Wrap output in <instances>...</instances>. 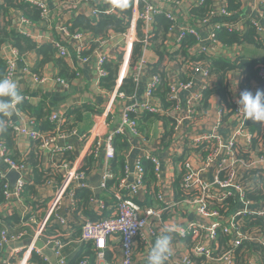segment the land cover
I'll return each instance as SVG.
<instances>
[{"label": "built area", "instance_id": "obj_1", "mask_svg": "<svg viewBox=\"0 0 264 264\" xmlns=\"http://www.w3.org/2000/svg\"><path fill=\"white\" fill-rule=\"evenodd\" d=\"M27 1L37 8L38 21L16 12L6 18L19 35L37 44L50 43L62 59L72 55L82 63L92 61L97 84L107 76L106 63L116 62L118 74L112 90L106 91L104 104L98 108L90 105L92 124L87 131L81 132L75 124L67 130L56 129L50 135L39 131L35 121L23 114L16 122L8 121L14 140L38 141L40 165L49 177L41 189L51 193L45 208L39 204L31 209L26 207L22 192L30 182L29 168L13 160L0 142V161L6 167L0 169L4 199L1 205L5 210L22 208L15 229L0 230V261L10 264L4 249L30 236L28 246L12 251L19 264H26L32 252L43 256L35 247L41 238L43 249L52 252L55 264H64L62 235L47 236L42 231L46 219L65 230L68 223H74L79 216L75 191L89 189L93 196L88 206L97 215L105 208L112 211L109 218L84 220L80 224V240L92 242L98 251L97 260H103L108 242L116 241L119 259L109 264H147L155 241L168 229L173 237L172 250L164 264H197L195 258L205 264H262L255 253L242 255L246 245L258 246L264 252V124L246 121L238 107L233 117L236 116L237 124L228 137L217 132L222 128L219 112L208 130L200 124L203 95L211 89L214 77L205 58L220 56L215 53L221 48H231L217 40L216 32L242 34L246 20L239 13L228 11L224 0H209L206 12L197 19L184 11L185 2L192 8L203 6L205 0H59L55 9L47 0ZM125 9L129 10L128 17H124ZM65 11L71 12L73 18L81 15L91 21L115 16L122 19L124 29L110 28L98 37L90 32H71L69 20L58 25L62 17L57 16ZM156 17H162L169 25L165 29L157 26ZM250 24L256 33L260 32L257 21L250 20ZM187 37L195 42L183 54L182 43H186ZM201 41L206 44L192 51V46ZM135 45L138 53L132 62ZM147 51H154L157 62L162 52L156 74L149 73ZM200 56L204 58L199 59ZM4 59L5 78L13 80L17 64L23 63V59L13 48ZM76 69L75 77L79 76ZM26 70L24 73L29 75ZM30 77L36 85L45 82L35 74ZM127 77L134 83L130 95L119 91ZM257 78L264 80V66L259 68ZM56 83L63 89L69 88L64 80L56 79ZM162 85L166 89L164 100L157 95ZM24 99L29 98L24 95ZM66 113L53 110L48 121L64 124L68 122ZM143 115L152 116L162 131L154 146L141 134L139 120ZM202 116L206 118V114ZM248 124H259V128L249 133ZM118 137L128 144V149L119 154L123 157L119 177L111 167L116 157L113 141ZM77 146L83 148L77 150ZM144 162L153 172L152 206H140L135 201L145 187ZM9 171L18 175L13 187L6 179ZM99 172L94 188L91 179ZM112 180L116 184L108 186ZM175 182L176 188L172 187ZM95 189L108 194L106 199L97 195ZM62 208H66L64 215L56 213ZM44 210V218L39 221ZM30 229L41 232L30 233Z\"/></svg>", "mask_w": 264, "mask_h": 264}, {"label": "trees", "instance_id": "obj_2", "mask_svg": "<svg viewBox=\"0 0 264 264\" xmlns=\"http://www.w3.org/2000/svg\"><path fill=\"white\" fill-rule=\"evenodd\" d=\"M6 4L4 5L3 9L0 8V13L3 11L4 14H7L9 9H14L13 12H16L20 15L26 16L30 18L32 21L36 22L39 20L38 10L35 7L30 6L27 0H5ZM226 2V6L228 11L238 12V2L237 0H224ZM209 3V0H205L203 6L200 7H192L188 10V15L191 18H200L206 12L205 6ZM6 7V13H5ZM264 11V6L261 8ZM9 16V13L4 18V25H0V47L5 43H8L13 49H15L22 58L28 52H35L38 56V60L35 63L34 67L29 71V75H37L39 77H43L40 69H42L46 64H51L55 68L58 69L57 77H65V80H70L75 78V71L69 72V67L64 62L65 59H62L58 56L56 49L52 47L50 43L45 44H37L30 40L29 38H25L19 35L15 29L11 28L10 24L6 21V18ZM129 16V10H124V17ZM157 26H161L165 29L169 23L162 17H156ZM68 24L71 25V32H90L93 34L94 37H98L107 33V31L112 28L115 31H122L124 29V25L122 24V19L117 18L115 16L106 17L103 16L97 21H91L90 19L85 18L84 16H77L72 20L68 21ZM246 29L242 34H235V33H228L225 30L217 31L216 38L217 40L227 46H235V45H252L258 47L264 51V40L259 38L258 34L254 27L250 24V19H246L245 22ZM185 40L186 43H182V53L184 54L187 47L190 46V43H194L195 41L187 37ZM91 49L95 46L91 44ZM155 48V47H154ZM157 48H155L156 50ZM1 53V48H0ZM138 53V45H135L132 51V62L135 61V57ZM82 56H85V52L82 53ZM72 55L70 56V58ZM204 58V57H201ZM162 59V52L159 53V61ZM207 67L212 76L217 78V87L216 89H208L203 95V107L206 106L207 100L209 96L213 93H216L222 102L226 101L227 96V85H226V75L228 71L236 70L242 74L243 83H248L250 81H258L257 72L260 67L264 66V56L256 61L253 59H245L240 56H236L233 60L224 59L221 57H210L205 58ZM159 61L155 65H151L149 68L150 74L157 73V67L159 65ZM117 64L116 62L112 61L110 63L105 64V70L107 72V76L100 80V87L111 91L114 87L115 80L117 78ZM5 70H6V63L5 59L0 55V78H5ZM161 76V75H160ZM162 78V76H161ZM64 79V78H63ZM134 90V83L131 78L127 77L123 79L119 91L124 92L127 95H130ZM157 95L161 100L166 98V89L165 86H160L159 90L157 91ZM24 97V95H23ZM17 110L21 112L24 116L32 119L37 124V128L39 131L43 133H49L53 135V131L56 129H63L67 130L81 121L82 116L84 113L89 112L92 110L90 105H82L80 107L69 109L66 113V118L68 122L71 123H64V124H57L48 121L47 113L43 112L40 108H34L31 106L25 99L23 102L16 106ZM50 114V113H49ZM141 118H145L147 120L153 119L150 115H143ZM156 118V117H154ZM7 121V126L3 130H0V142L3 144L5 149L8 151V155L15 161L19 163L27 164L29 168V175L31 176L30 182L26 184L23 188L22 195L26 198V200L34 207L35 205H43L44 201H40L41 198L37 196L36 186H44V183L49 178L47 176L46 169L41 168V156L37 151L36 148L38 146V141H32V149L31 151L26 154L25 156H19L15 151V143L11 128L8 126V120L4 117ZM154 120V119H153ZM166 127L168 123L164 121ZM254 125V124H253ZM259 127V124H257ZM168 135V133H165ZM113 145L116 152V157L112 161V171L113 173L119 177L121 176V172H123V157L119 154L123 150L128 149V144L122 138L118 137L114 139ZM88 162V161H87ZM144 168L146 174L149 178H152L151 168L148 162H144ZM54 179V178H53ZM2 184L3 179H0V204L3 203L4 199L2 196ZM116 184V180H112L109 182L108 186H112ZM173 187H177V182L173 184ZM92 192L89 189H77L75 191V198L77 200V211L79 212V216L75 217V222L68 223V228L63 230L60 225L55 223L49 222L44 227L42 233L47 236L52 235H62L60 237V241L66 246L75 245V249L72 255L66 256V260L64 264H81L82 262H87V264H95L96 255L98 251L94 248L92 242L90 241H81L80 240V224L84 220L88 221H97L105 218H109L112 214L111 210H107L105 208L101 215H97L95 210L88 206V200L92 197ZM23 197V198H24ZM41 202V203H40ZM5 222L7 226L12 229L20 223V216L17 214L11 215V217H7L5 219H1ZM107 249L104 250V260L106 264L113 263L116 259L114 258L115 252L117 253L116 248L109 249L113 251V253L105 252ZM65 254V251L63 250ZM239 250L236 251L238 255ZM255 253L259 256L261 263L264 264V252L263 250L254 245H246L244 254ZM114 255V256H113ZM194 261L197 264H205L202 259L195 258ZM28 262L32 264H49L47 261L44 260V257L32 252L29 256ZM243 264V263H238Z\"/></svg>", "mask_w": 264, "mask_h": 264}, {"label": "crops", "instance_id": "obj_3", "mask_svg": "<svg viewBox=\"0 0 264 264\" xmlns=\"http://www.w3.org/2000/svg\"><path fill=\"white\" fill-rule=\"evenodd\" d=\"M67 1V0H65ZM59 0H47V3H49L50 7L55 9V7L58 5ZM238 2V12L242 18L255 20L258 22L260 26V32L257 33L259 38L264 40V11L261 10V8L264 6V0H237ZM6 4L5 0H0V8L3 9L4 5ZM187 3L185 2L184 11L187 12L190 7L186 6ZM5 13H6V7H5ZM14 9H9L7 14H14ZM13 12V13H12ZM7 14H4L3 11L0 13V25H4V18ZM71 12H64L63 14H59L57 17L61 16L62 21H59L58 25L66 23L67 20H72L73 17L70 15ZM49 34V33H48ZM53 37L55 35L52 34ZM206 38L204 37L202 41H204ZM201 41V42H202ZM205 42H202L197 45L195 43L192 46V51H196L200 46L205 45ZM1 57H5L10 52V49L12 47L5 43L1 47ZM215 55L223 56L227 59H234L236 56H240L245 59H253V60H260L264 56V51L258 47L242 44V45H235L231 46V48H221ZM217 56V57H220ZM146 58L149 64L154 65L157 63V57L154 53V51H147ZM23 63H18L16 67V72L13 80H15L18 85L20 86V92L23 95L28 96L27 102L33 106L34 108H40L43 112L47 113V118L49 116V113L53 110H59L62 112L68 111L69 109H74L77 107H80L82 105L88 104L92 105L94 108H98L104 104V102L107 99L108 94L106 93L107 90L101 88L100 82L98 81V84L96 83L97 78L95 75V69L93 67V62L88 61L87 63H82L77 58L72 56L71 58H66L65 63L69 67V72H73L76 68V70L79 72V76L75 77L74 79L65 80V77H57L58 75V69L52 66L51 64H46L42 69H40V72L42 73L43 78L45 79V82L42 85H36L31 81L30 75H26L24 73V69L30 71L35 63L38 60V56L35 54V52H28L25 55L22 56ZM199 59H202L201 56ZM27 71V70H26ZM64 78V79H63ZM56 79L64 80L68 83L69 88L63 89L61 85L56 83ZM226 85H227V96L226 101L222 102L219 96L216 93H212L208 100L206 107H201L202 113L200 116V124L204 126V130H208L214 123L215 119L218 117V112L220 113V119L222 122V128H218V133L221 137H228L232 130L235 128L237 124V118L234 115L235 109L239 110V106L237 104V100L239 99L240 93L243 91H252L255 93L257 90H264V80L261 81H250L248 83H243V77L242 74L236 70H231L227 72L226 75ZM210 88L216 89L217 87V78L212 77V80L210 81ZM98 85V86H97ZM119 111V110H118ZM117 111V112H118ZM89 112H86L83 114L82 119L88 114ZM21 112L16 109L13 111V114L11 116L5 117L8 121H18V117ZM118 114V113H117ZM206 114V118H204L202 115ZM91 116V115H90ZM81 119V120H82ZM92 124V116L90 122H78L77 128L81 131H87L90 129ZM139 128L141 131V134L147 139L148 143L152 146L156 145L159 136L161 134V130L159 129V126L156 124L155 120L153 119H145L141 118L139 120ZM257 124H248V131L249 133H253L256 130H258ZM199 132V131H198ZM15 143V151L19 156H25L28 154L32 149V141L26 139V138H18L17 140H14ZM83 146H77V150L82 149ZM37 154L38 150L36 148ZM47 162L45 161L43 163L44 167L46 168ZM151 168V167H150ZM0 169L5 170L6 167L4 164L0 161ZM151 174L153 176V172L151 171ZM96 176V175H95ZM94 176V177H95ZM165 176L168 177L170 174L167 172L165 173ZM92 177V179H94ZM31 179V176H30ZM91 179V183H92ZM153 182V179H150L149 176L145 172V187L142 190V193L140 196L135 200L140 206H152L155 204L154 199L152 198V194L150 192L151 190V184ZM173 187V185H172ZM36 192L37 196L41 199L44 198V208L49 205V199H50V190H42L41 187L38 185L36 186ZM105 194V193H104ZM100 193L99 195L103 196L104 199H106V195ZM98 195V194H97ZM24 197V196H23ZM24 205L28 208H32V205L26 200V198H23ZM66 209V208H65ZM64 208L56 211V213L60 215L65 214ZM7 210V211H6ZM0 204V230L2 228H7L9 230H13L9 226L5 224V222L1 219H5L7 217H11L13 214L21 215L22 208L19 206H16L9 209H6ZM35 211H29V213H33ZM45 214V210L42 211L39 215V221L43 220ZM46 221L49 223L50 219ZM46 222V224H47ZM45 224V226H46ZM63 230L65 228L62 227ZM30 233H35L36 231L41 232L39 230H33L30 229ZM31 237L27 236L24 241L29 242L30 244ZM43 239L41 238L39 241L43 243ZM16 244V243H13ZM28 244V245H29ZM115 246L117 249L118 242L112 241L108 242L107 250L105 252L113 253V251L109 250L110 247ZM16 249L12 247L11 245L7 246L4 249L5 257H8L10 264H19L17 259H15L12 251ZM75 249V245H69L64 247L65 255L68 257L73 254ZM117 253L115 252L114 258L119 259V248L117 250ZM3 252V253H4ZM104 253V251H103ZM118 259L115 261L117 262ZM15 260V262H14ZM47 262L50 264V262L47 260ZM0 264H5L0 261ZM26 264H32L30 262H27ZM95 264H106L104 257L103 260H95Z\"/></svg>", "mask_w": 264, "mask_h": 264}, {"label": "clouds", "instance_id": "obj_4", "mask_svg": "<svg viewBox=\"0 0 264 264\" xmlns=\"http://www.w3.org/2000/svg\"><path fill=\"white\" fill-rule=\"evenodd\" d=\"M23 99L20 86L15 80L0 78V130L7 126L4 117L11 116ZM237 104L246 121L264 124V90H257L255 93L248 90L241 92ZM169 232L170 230L165 229L164 234L155 241L147 264H164L171 254L173 237Z\"/></svg>", "mask_w": 264, "mask_h": 264}, {"label": "water", "instance_id": "obj_5", "mask_svg": "<svg viewBox=\"0 0 264 264\" xmlns=\"http://www.w3.org/2000/svg\"><path fill=\"white\" fill-rule=\"evenodd\" d=\"M99 175H100V172L94 177V179H92V183L91 185L94 187V188H97V182L99 180ZM18 178V175L17 173L13 172V171H9L7 174H6V179L8 180V182L10 183L11 187L14 186L16 180ZM94 192L96 194H100V191L98 189H95ZM29 242H26V241H23L21 243H16V244H10L12 247L14 248H25L26 246H28ZM35 247L39 250H41L42 252V255L44 257H46L48 259V261L50 262V264H55V260H54V256L52 254L51 251L49 250H44L43 249V244L39 241L37 243H35Z\"/></svg>", "mask_w": 264, "mask_h": 264}, {"label": "rangeland", "instance_id": "obj_6", "mask_svg": "<svg viewBox=\"0 0 264 264\" xmlns=\"http://www.w3.org/2000/svg\"><path fill=\"white\" fill-rule=\"evenodd\" d=\"M90 122L91 121V116H90V114L88 113L82 120H81V122Z\"/></svg>", "mask_w": 264, "mask_h": 264}]
</instances>
